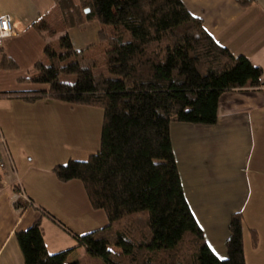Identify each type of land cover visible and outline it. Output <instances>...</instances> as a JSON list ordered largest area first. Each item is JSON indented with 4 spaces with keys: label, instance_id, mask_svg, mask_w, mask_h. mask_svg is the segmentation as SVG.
I'll list each match as a JSON object with an SVG mask.
<instances>
[{
    "label": "trees",
    "instance_id": "1",
    "mask_svg": "<svg viewBox=\"0 0 264 264\" xmlns=\"http://www.w3.org/2000/svg\"><path fill=\"white\" fill-rule=\"evenodd\" d=\"M53 3L58 18L39 17L38 31L55 37L98 22L99 42L79 50L69 33L61 35L34 64L37 75L18 78L48 87L0 91V98L103 109L98 151L53 168L62 182L80 180L91 206L108 218L105 227L75 234L78 245L104 264H247L242 212L231 215L226 258L207 243L185 196L171 127L216 124L222 95L263 87V69L220 45L182 0ZM0 66L18 69L7 53ZM251 234L256 246L258 233ZM16 238L25 264H80L67 263L72 248L49 252L41 219Z\"/></svg>",
    "mask_w": 264,
    "mask_h": 264
},
{
    "label": "crops",
    "instance_id": "2",
    "mask_svg": "<svg viewBox=\"0 0 264 264\" xmlns=\"http://www.w3.org/2000/svg\"><path fill=\"white\" fill-rule=\"evenodd\" d=\"M182 1L203 20L220 45L235 55L247 56L263 69L264 84V0H249L248 5L238 0ZM53 4V0H0V15L8 14L16 31L0 46V58L7 53L18 63L17 74L26 72L17 76L23 87L18 91L48 87L20 83L18 78L38 74L34 64L49 42L58 41L66 33L79 50L99 42L98 22L66 29L55 37L38 31L34 22L39 17L46 16L52 22L58 18ZM57 102L63 103L53 99L28 103L19 98H0V126L10 154L5 166H0V264H25L16 232L28 229L38 219L45 229L49 252L72 248L67 263L104 264L78 245L75 234L105 227L106 213L91 206L80 180L62 182L53 171L63 162L51 133V113ZM79 108L83 107L71 109ZM83 120L87 122V118ZM25 122H44L46 127L32 136L21 135L22 127H28ZM171 136L185 196L210 248L218 257H227L229 221L233 213L242 212L247 264H264V86L224 93L216 124L173 123ZM78 141L86 144L82 135ZM79 156L82 157L76 160L85 159L86 150ZM20 192L27 199L17 196ZM251 229L258 233L256 246L252 244ZM112 249L120 252L117 247Z\"/></svg>",
    "mask_w": 264,
    "mask_h": 264
},
{
    "label": "rangeland",
    "instance_id": "3",
    "mask_svg": "<svg viewBox=\"0 0 264 264\" xmlns=\"http://www.w3.org/2000/svg\"><path fill=\"white\" fill-rule=\"evenodd\" d=\"M16 71L17 70H6L3 68L0 70V89L15 91L19 88H23L22 84H18L17 76L26 74V72L22 71L21 73L17 74L18 72ZM74 78L75 77L69 75L63 76V79L67 81H72ZM73 106L76 108V105H68L57 102L55 103L54 108H52L51 133L58 144V149L55 148L56 145L54 142L53 147L56 149L61 158H63V162H59V164H65L70 159L76 160L78 157H82L79 155L85 153V150L87 156H84L85 159L83 160H86L89 155L96 153L100 147L103 109L100 107L81 106L83 108L76 109L75 111L71 109ZM86 110L89 111L85 114ZM84 118H87V122L83 120ZM90 124L91 126L89 128H85ZM24 125H28V127H22V129L19 131L21 135L32 136L34 134L43 132V128L46 127L44 122H40L39 124L36 123L35 125H33L31 122H25ZM81 132L82 138L86 140V144L78 141L79 136H81L79 133ZM65 134L67 135L66 137L64 136ZM66 143L67 145L65 146ZM44 149L48 148L45 147Z\"/></svg>",
    "mask_w": 264,
    "mask_h": 264
},
{
    "label": "built area",
    "instance_id": "4",
    "mask_svg": "<svg viewBox=\"0 0 264 264\" xmlns=\"http://www.w3.org/2000/svg\"><path fill=\"white\" fill-rule=\"evenodd\" d=\"M15 33L16 31L12 24L11 17L8 14L0 15V46L2 45L5 39L12 37ZM9 156L10 154L7 145V140L0 126V166L1 167L5 166V162L6 160H8ZM18 195L19 196L21 195L22 197L27 199V196L23 192L18 193L17 196Z\"/></svg>",
    "mask_w": 264,
    "mask_h": 264
},
{
    "label": "water",
    "instance_id": "5",
    "mask_svg": "<svg viewBox=\"0 0 264 264\" xmlns=\"http://www.w3.org/2000/svg\"><path fill=\"white\" fill-rule=\"evenodd\" d=\"M86 11L89 12V9H87Z\"/></svg>",
    "mask_w": 264,
    "mask_h": 264
},
{
    "label": "snow or ice",
    "instance_id": "6",
    "mask_svg": "<svg viewBox=\"0 0 264 264\" xmlns=\"http://www.w3.org/2000/svg\"><path fill=\"white\" fill-rule=\"evenodd\" d=\"M5 27H6V25H5Z\"/></svg>",
    "mask_w": 264,
    "mask_h": 264
}]
</instances>
